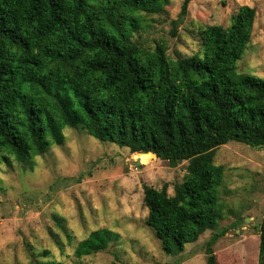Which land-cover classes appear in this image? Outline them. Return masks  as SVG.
Here are the masks:
<instances>
[{"label":"trees","instance_id":"16d2710c","mask_svg":"<svg viewBox=\"0 0 264 264\" xmlns=\"http://www.w3.org/2000/svg\"><path fill=\"white\" fill-rule=\"evenodd\" d=\"M189 1L172 23L182 21ZM168 3L0 0V153L5 161V152L42 155L71 126L130 153L152 152L171 167L186 161L172 195L143 188L145 224L166 254H177L217 228L223 166L214 163L215 150L229 141L264 146V79L237 71L252 32L247 6L228 26L202 29L191 56L172 60L163 43L142 46L135 34ZM225 232L211 234L206 264H217L212 245ZM116 239L110 229L93 230L74 256ZM258 250L264 255V203Z\"/></svg>","mask_w":264,"mask_h":264},{"label":"rangeland","instance_id":"374dc122","mask_svg":"<svg viewBox=\"0 0 264 264\" xmlns=\"http://www.w3.org/2000/svg\"><path fill=\"white\" fill-rule=\"evenodd\" d=\"M183 0H169L162 13L147 15L149 26L135 35L141 45L166 46L172 60L200 50V31L228 26L241 6L252 10L250 41L237 71L264 79V0H190L181 22ZM175 26L176 34H171ZM62 144L51 143L30 159L0 153V264H206L213 232L226 229L213 245L217 264H264L259 223L264 203V146L237 141L220 145L214 163L223 166L217 187V228L206 229L179 253L166 254L145 224L143 188L173 193L186 161L171 167L142 156L80 127L64 126ZM107 228L117 239L98 252L77 258L74 248L91 231ZM48 251V254H43Z\"/></svg>","mask_w":264,"mask_h":264},{"label":"water","instance_id":"95a60500","mask_svg":"<svg viewBox=\"0 0 264 264\" xmlns=\"http://www.w3.org/2000/svg\"><path fill=\"white\" fill-rule=\"evenodd\" d=\"M142 154H147V155H149V156H155L152 152H138V153H137L138 156H139V155H142ZM136 163H137V164H140L139 159H136Z\"/></svg>","mask_w":264,"mask_h":264},{"label":"bare ground","instance_id":"6f19581e","mask_svg":"<svg viewBox=\"0 0 264 264\" xmlns=\"http://www.w3.org/2000/svg\"><path fill=\"white\" fill-rule=\"evenodd\" d=\"M142 156H147L148 157L149 155H147V154L139 155V157H138L139 161H140V159H141Z\"/></svg>","mask_w":264,"mask_h":264}]
</instances>
